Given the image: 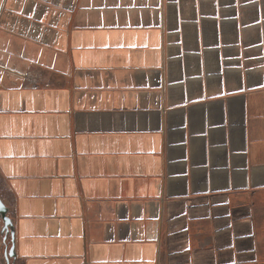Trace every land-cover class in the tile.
<instances>
[{"label": "crops", "instance_id": "0c3cea01", "mask_svg": "<svg viewBox=\"0 0 264 264\" xmlns=\"http://www.w3.org/2000/svg\"><path fill=\"white\" fill-rule=\"evenodd\" d=\"M0 196L16 264H264V0H0Z\"/></svg>", "mask_w": 264, "mask_h": 264}, {"label": "water", "instance_id": "95a60500", "mask_svg": "<svg viewBox=\"0 0 264 264\" xmlns=\"http://www.w3.org/2000/svg\"><path fill=\"white\" fill-rule=\"evenodd\" d=\"M0 221L3 223L1 234L5 241V258L7 264H16V238H15V224L13 218L10 216V208L5 204L0 196ZM10 244H7L9 243Z\"/></svg>", "mask_w": 264, "mask_h": 264}, {"label": "built area", "instance_id": "2783aa9c", "mask_svg": "<svg viewBox=\"0 0 264 264\" xmlns=\"http://www.w3.org/2000/svg\"><path fill=\"white\" fill-rule=\"evenodd\" d=\"M27 86H32V87H35L36 86V84L35 83H28V85Z\"/></svg>", "mask_w": 264, "mask_h": 264}]
</instances>
